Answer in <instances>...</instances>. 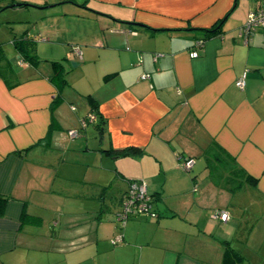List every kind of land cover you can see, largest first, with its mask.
I'll list each match as a JSON object with an SVG mask.
<instances>
[{
    "label": "crops",
    "instance_id": "0c3cea01",
    "mask_svg": "<svg viewBox=\"0 0 264 264\" xmlns=\"http://www.w3.org/2000/svg\"><path fill=\"white\" fill-rule=\"evenodd\" d=\"M18 4L42 26L0 44V264H264L260 1ZM133 181L158 217L123 226Z\"/></svg>",
    "mask_w": 264,
    "mask_h": 264
},
{
    "label": "built area",
    "instance_id": "2783aa9c",
    "mask_svg": "<svg viewBox=\"0 0 264 264\" xmlns=\"http://www.w3.org/2000/svg\"><path fill=\"white\" fill-rule=\"evenodd\" d=\"M260 1V7L256 10H253L247 14V20L243 26L242 33L245 36L250 35L258 29L264 28V0ZM78 52V51H77ZM196 52H191L189 54L190 58L197 57ZM245 86V74H243L237 81L236 87L243 89ZM91 120L94 117L90 118ZM72 135H76L75 132ZM194 160L187 159L182 162V167L189 171L193 166ZM145 214L150 218H156V214L153 210V200L150 194H148L147 185L143 181H133L129 184L128 191L123 199L121 211L117 214V221L121 222L124 226L126 220L134 215ZM221 221L225 222L228 219L226 213H220L216 215ZM120 238H116L115 242H119Z\"/></svg>",
    "mask_w": 264,
    "mask_h": 264
},
{
    "label": "rangeland",
    "instance_id": "374dc122",
    "mask_svg": "<svg viewBox=\"0 0 264 264\" xmlns=\"http://www.w3.org/2000/svg\"><path fill=\"white\" fill-rule=\"evenodd\" d=\"M27 13V10L19 8L0 11V44L4 47L7 56L10 55L9 51L13 49L11 40L15 36H20L22 33L30 32L33 29L36 32L37 28L42 26L41 21L33 19ZM12 57H15V55L10 56V59H13ZM106 191L110 193L109 188Z\"/></svg>",
    "mask_w": 264,
    "mask_h": 264
},
{
    "label": "trees",
    "instance_id": "16d2710c",
    "mask_svg": "<svg viewBox=\"0 0 264 264\" xmlns=\"http://www.w3.org/2000/svg\"><path fill=\"white\" fill-rule=\"evenodd\" d=\"M26 35V33H24L23 35H21V37L20 38H18V39H14V45L21 51V52H23V53H26L27 52V49H26V45H28L29 44V47H28V51L31 53H33L34 54V47L32 46V44L31 43H28V42H26V38H24V36ZM32 56V55H31ZM33 57H34V55H33ZM37 61V60H36ZM152 197V196H151ZM152 200H153V197H152ZM4 202H5V200L4 199H0V208L4 205ZM122 202H123V200H122ZM153 203H154V200H153ZM122 207V206H121ZM153 210H154V212H155V214H156V218L158 217V215H157V213H156V211H155V209L153 208ZM1 214V213H0ZM140 215H142V214H140ZM134 216H138V215H134ZM131 217H133V216H131ZM131 217H129L128 219H130ZM127 219V220H128ZM127 220H126V222H127ZM227 259V258H226Z\"/></svg>",
    "mask_w": 264,
    "mask_h": 264
},
{
    "label": "water",
    "instance_id": "95a60500",
    "mask_svg": "<svg viewBox=\"0 0 264 264\" xmlns=\"http://www.w3.org/2000/svg\"><path fill=\"white\" fill-rule=\"evenodd\" d=\"M66 3L73 4V2H66ZM17 7H20V8H25V7L38 8V7H35V6H30V5L18 4V5H14V6H7V7L3 8V9H1L0 11L6 10V9L17 8ZM45 8H49V7H43V8H39V9H45Z\"/></svg>",
    "mask_w": 264,
    "mask_h": 264
}]
</instances>
